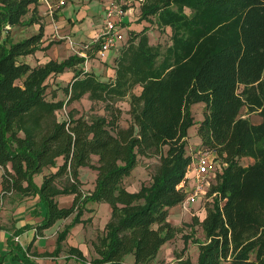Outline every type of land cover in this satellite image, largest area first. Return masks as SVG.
Wrapping results in <instances>:
<instances>
[{
    "label": "trees",
    "instance_id": "obj_1",
    "mask_svg": "<svg viewBox=\"0 0 264 264\" xmlns=\"http://www.w3.org/2000/svg\"><path fill=\"white\" fill-rule=\"evenodd\" d=\"M39 6L40 0H0L3 194L40 197L47 208L40 234L58 220H73L59 233L53 252L20 247L22 262L59 257L70 229L83 221L87 204L97 201L109 203L112 216L94 243V262L123 264L133 254V264H152L181 231L169 215L188 195L186 175L194 160L187 146L196 123L192 105L201 102L206 109L199 127L202 145L221 168L208 187L206 217H194L206 238L198 243L197 261L179 256L172 264H264V0H140L142 28L130 29L115 60V77L108 81L86 71V58L79 54L36 66L23 60L54 44L43 47ZM37 24L34 34L13 35V29ZM148 24L170 28L171 42L152 44ZM69 69L74 75L63 88L67 99L48 98L47 80ZM137 86L140 93L134 92ZM86 95L106 102L110 115L75 118L74 109L69 120L59 118L65 105ZM127 96L131 119L123 127L116 103ZM244 110L263 120L254 123ZM155 156L160 163L151 181L130 189L126 180L139 157ZM246 157L254 162L241 164ZM48 167L58 170L45 174L39 187L34 178ZM84 167L97 172L93 190L82 187ZM60 195H75L72 205L60 207ZM66 259L89 263L74 246Z\"/></svg>",
    "mask_w": 264,
    "mask_h": 264
},
{
    "label": "rangeland",
    "instance_id": "obj_2",
    "mask_svg": "<svg viewBox=\"0 0 264 264\" xmlns=\"http://www.w3.org/2000/svg\"><path fill=\"white\" fill-rule=\"evenodd\" d=\"M49 1H50L49 2L50 5L51 4L53 5L52 10L50 9L49 4L45 0H40V6L44 7L42 9V12L45 15L47 13L46 16L41 15L43 19H41L40 24L46 30L45 36L48 39L45 40V36H44L45 42L54 41L55 44L58 43L56 45L57 50H58V52H57L58 55L54 54L56 57L54 59H56L58 61L64 60V58L67 57V54L72 52V51L74 52V54H79L80 56L82 55L83 57L86 58V61H90V63H91L93 58H95V59L97 58L98 60H96L95 62L98 64L99 63L102 64L103 68L102 67L100 68V66H97V67L93 68V71H95V73L102 80H105V81L111 80L112 75H110V73L108 74V72L110 71V72L114 73V71H116V69H115V60L117 58L116 50H111L108 53V57L106 59H100L97 55L96 56L94 55V53L95 52L97 53V50L99 49V42H97V40L99 39L98 37H99V34L101 33V30L97 34H95V36H93V31H95L96 29L102 28L103 16L100 17V14H101V11L103 9H104L103 11L107 10L106 6H103L104 0H102L98 4V6L96 7L97 10L95 9V7L93 5L91 6V1L93 2L94 0H91V1H87V0H71V1H69V0H66L65 6H62V7H57V3L59 0H49ZM113 1L120 4L121 8L123 7L122 9L125 12V16H124L125 19H123L122 25H123V27H125L123 29V32L125 34V43H127L128 37L130 34V30L128 29V27L131 26V24H133L134 29L140 30L142 28V25H139V22H138V17L140 16V10H139L140 0H131L128 2L127 1H120V0H113ZM44 3L47 5V7ZM111 4H112V1H110L108 3V6H111ZM126 4L129 7L127 10L124 9V6ZM64 7H66V8H64ZM62 9H63V11H62ZM84 11L89 12L86 14L85 19L83 18L84 14H85ZM63 13H66L69 18L62 21V22H64L62 24V27L59 26L62 31L60 32L59 28L55 29L54 27L52 28V30L48 31L47 26L49 25V22H50V24H52V26L53 25L55 26L56 24L54 22L57 23V20L59 19L60 16H62ZM127 15L129 17V19H131L130 21L128 19H126ZM28 17H30V14L28 15ZM99 18H100V20H99ZM89 19H90V21H88ZM148 25L150 27L148 34H149L150 41L152 44H161L162 46L165 47L167 44H169L171 42V40H170L171 29L170 28L162 30L161 28H159L155 25H151V24H148ZM76 27L79 29L78 32H77V29H75ZM24 28H25V30H24ZM39 28H40L39 24L31 26V27H20L17 29H13V35L15 37L21 38L23 36V34L24 35H31V34L38 32ZM66 28H67L68 32L64 30ZM69 32H70V34H73L74 37L78 38L80 40V42H74L72 45V43L69 39V36H68ZM77 33L82 35V37H78ZM91 36H93V38ZM63 42L67 43L69 52H67V51L61 52V49L64 48V45H62ZM59 43H60V45H59ZM57 50H55V51H57ZM49 58L43 59V60H46L44 62H39V60H38L37 61V62H39L38 65L45 64L47 61L50 60ZM24 59H26V58H23V60ZM29 59L32 62V64H35L34 58L31 57ZM51 59H53V58H51ZM87 63L85 62L83 64V67L85 69H87V65H86ZM90 70H92L91 65H90ZM68 80L69 79H63V81L61 82V81H58V78L56 75L50 77L47 80V85H48L47 90L49 93L48 98L52 93L56 94V92L62 90L63 86L67 85ZM61 84H62V86H61ZM54 87H57V89L55 91H54ZM140 91H141V89L139 86H137L134 90V92H136V93H140ZM61 97H63V99H67L65 94H62ZM129 101H130V96H127L123 100H120L116 103V107L120 108L122 111L121 115H120L121 117H120L119 123L123 127L124 126L126 127L127 125H129V122L131 119V115L129 114V110H130ZM88 102H89L88 99L85 98V100L82 101V104L80 103L82 110H80L78 112V110L75 109V111H76L75 112V118H79L83 115L85 117H89L92 114H94V112L101 114V115H107L108 116V115H110V112L112 111V110H108L106 102L93 101L92 104H89ZM92 108H93V110H92ZM205 110L206 109H205L204 103L198 102V103H194L192 105V113H193V116L195 118L196 123L189 130L187 153L192 156L194 162L197 161V157L199 155H202V154L207 152L202 145L201 137L199 135V127H200L201 121L204 119ZM71 111H70L69 107L67 105H65L64 108L61 109V112L59 111V113H60L59 118L61 120L62 119L63 120H69L71 118ZM82 111H83V114L79 115L80 112H82ZM244 114L246 116H248L246 110H244ZM259 117H260V115H259ZM166 149H168V148H166ZM211 154H213V153H211ZM93 157H94V159L98 158L97 155H94ZM213 157H214L213 158L214 160H213L212 172L214 174L216 171L220 170L221 164H220V160H218L216 158L215 154H213ZM253 162H254L253 158L247 157V158L241 159V164H243L245 166L252 164ZM159 163H160V160H159L158 156L150 157V158L139 157V164H138V167L135 171V175H136V179H137L135 186L139 188L141 186V183L143 184L146 182H150L151 181L150 178L155 173V171L157 170ZM93 170L91 168L90 171H87L86 173L82 174V178L84 181L90 180L91 176H93V177L96 176L95 172ZM37 175H39V177L42 178V183H43L44 182V174L41 173V174H37ZM134 178L132 177L131 180H133ZM127 182L129 183V180ZM130 185H134V184H132V182H131ZM84 189H86V188H84ZM85 191H87V189ZM209 199H211V197L208 195V191L206 189L205 194L202 195L199 202L196 203L195 205L191 206L190 212H189L190 214L188 215V217H184V216L181 217L182 222L177 226L181 229V231L176 235V237L174 239H171L164 244V246L160 250L161 253L159 252L160 255L158 253V255L156 257L159 260L155 259L152 262V264H154L155 262L158 264H172L178 260L179 256H182L184 258L189 257L194 262L197 261L198 254H199V244L198 243L205 241L206 238H205V233L203 231L202 226L198 223L194 224L193 222H194V217L198 216L199 212H197V211H199V209H202V208H207L208 203H209L208 202ZM91 202H95V201H91ZM91 202H89V203H91ZM103 203H106V202H103ZM88 204H87V207H88ZM104 205L111 208L109 203H106ZM106 206H102V208L99 207L100 219H101L103 225L105 223L107 224ZM88 209H89V207L87 208L85 213L88 212ZM110 212H111V209H110ZM85 213H84L83 217L85 216ZM90 216L93 218L92 214ZM111 216H112V213H111ZM111 216H110V218H111ZM177 217L180 218V215L178 214ZM198 217L200 218V216H198ZM174 218H175V215H172L173 221H174ZM70 221H71V219H70ZM86 222L87 221L83 220L81 223H86ZM81 223H79V224H81ZM64 228H65V226H64ZM64 228L62 227L60 229L61 231L59 230L58 232H56L55 233L56 236H54V237H57L59 235V233L63 231ZM71 229H70V232H71ZM104 233H105V231L103 232L102 230H100V228L95 227V229L92 231L91 235H88L87 240H88L89 252L86 249V253H87V260L89 263H95L94 260L96 259V257H98V255L94 251V245H92V243H95V241L98 242L99 241L98 237H101ZM187 237H188V241H186ZM65 241L66 240H64L62 243V245H63L62 252H61L62 254L61 253L60 254L63 256V258H62V260L60 259L61 261L67 260L66 258H67V255L69 253V248L71 247L70 245L68 246V244L66 245ZM91 241H92V243H91ZM55 248H56V246L52 249H55ZM131 259H135L133 254H130L127 256L128 262H130ZM71 263L73 264V262H71ZM226 264H230V263L227 262Z\"/></svg>",
    "mask_w": 264,
    "mask_h": 264
},
{
    "label": "crops",
    "instance_id": "obj_3",
    "mask_svg": "<svg viewBox=\"0 0 264 264\" xmlns=\"http://www.w3.org/2000/svg\"><path fill=\"white\" fill-rule=\"evenodd\" d=\"M69 1H71V0H69ZM87 1H91V0H87ZM101 1L102 0H94L93 2L91 1V6L93 5L95 7V9L97 10L96 7L98 6V4ZM110 1L113 2V0H104L103 1V6H106V9L109 7L108 3ZM46 7H47V5H46ZM39 8H40V14L42 16H44L45 14L42 12V9L44 7L39 6ZM64 8H66V7H64ZM63 9H62V11H63ZM103 10L101 11L100 17H102L105 13V11H103ZM84 12H85V14H84L83 18L85 19L86 14L89 12H86V11H84ZM46 15H47V13H46ZM68 18H69L68 15L66 13H63L62 16H60L59 19L57 20V23L54 22L56 24L55 26L54 25L52 26V24H50V22H49V25L47 26V30L48 31L52 30L53 27L55 29H57V28L60 29V27H62V24L64 23L62 21L66 20ZM126 19H128L129 21L131 20V19H129L128 15L126 16ZM99 20H100V18H99ZM88 21H90V19ZM133 26L134 25L131 24V26H129L128 29L129 30L134 29ZM75 29H77V32L79 31V29L77 27ZM101 29L102 28H99V29H96L95 31H93V36H95V34H97ZM64 30L68 32L67 28ZM59 31L61 32L62 30L60 29ZM45 34H46V30H45ZM77 34H78L77 35L78 37H82V35H80L79 33H77ZM68 36H69V39L72 43L80 42V40L78 38L74 37L73 34H70V32H69ZM93 36H91V37L93 38ZM47 39L48 38L45 36V40H47ZM45 40L43 43V47L47 46L49 43V41L45 42ZM57 44L58 43H56V44L54 43L47 50H39L35 54L25 57L26 59H24V60L32 64V62L29 59L32 57V58H34V62H35V64H32V65L36 66L39 64V62L46 61V60H43L45 58L50 57L49 59H51V58L54 59V58H56L54 54H57V52H58L57 47H56ZM59 45H60V43H59ZM62 45H64V48L61 49V52L62 51L63 52L64 51L69 52L67 43L63 42ZM55 50H57V51H55ZM72 54H74L73 51L68 53L67 57L71 56ZM119 54L120 53H118L117 56H119ZM94 55L96 56V52L94 53ZM67 57H65V58H67ZM38 60H39V62H37ZM96 60H98V59L93 58L91 63H90V61H86V63L88 62L86 64L87 69H85V68L84 69L86 71L95 73V71H93L94 67L100 66V68L101 67L103 68L102 64H100V63L98 64L95 62ZM90 65L92 66V70H90ZM109 73H110V75H112L111 76V79H112L115 77L116 71H114V73L109 71L108 74ZM73 75H74V70L69 69V70H66L63 74L56 75V76L58 78V81H61V82L63 81V79H69L68 83H67V85H68L69 82L71 81V79L73 78ZM62 84H61V86H62ZM67 85L63 86V88L66 87ZM56 89H57V87H54V91ZM56 94L52 93L49 96V98L53 99L55 101L63 99V97H61V95L64 94V90L62 89V90L56 92ZM85 98L88 99L89 104H92L93 101H91L89 99V95H86L81 100L75 101V102L67 105L69 107L70 111L76 109L79 112L80 110H82L81 104H82V101L85 100ZM81 114H83V111L80 112L79 115H81ZM247 115L251 118V120L254 123H260L263 120L262 117L261 116L259 117L258 114H247ZM126 127H128V125ZM96 159H98V158H96ZM62 164H63V159L60 158L58 160V165L60 166ZM58 167H48L44 170L43 174L45 175V174L55 173V172H57ZM136 169L134 170V173H132V175L127 179V180H129V183H127V180H126V183L130 189L138 191L141 186L139 188L135 186L136 180H137L136 175H135ZM90 170H91V168L89 169V167H84L81 169V176L80 177H81V180L83 182L82 187H83V189L86 188L87 191L93 190L95 188V179L97 177V172L92 169L95 172L96 176L95 177L91 176L90 180L84 181L82 178V174L86 173L87 171H90ZM3 175H4V169L0 166V255L3 256V261H4L3 264H24L21 260L22 252L20 251V247L24 251L27 250L28 252H31V253H33V252H38V253L53 252L55 249H52V248L57 246V238H58V236L54 237V236H56L55 233L58 232L62 227L64 228V226H66L67 224H70L72 222L73 216L66 218V219L58 220L53 226L46 228L43 231V233L40 234L38 232V228L44 222V218H45V215L47 212L46 206L43 204V202L41 201V199L38 195L22 196L18 192H14L12 194H5L4 195L3 194V185H2ZM192 176H193V173L191 174V178H190V180H188V183L194 185L196 183V180ZM132 177L133 178L135 177V178L133 180H131ZM34 181L36 182V184L39 187L42 186V184H43L42 178L39 177V175L35 176ZM131 182L134 185H130ZM141 185H142V183H141ZM86 189H84V190H86ZM74 197H75V195H60V196H58L57 201L59 203V206L60 207H70L74 201ZM104 204H106V203L97 202V201L89 203L88 204V207H89L88 212H86L85 216L82 217L83 220L87 221V222L75 225L71 229V232L69 233V235L65 241V244L66 245L68 244V246L70 245V246L80 248L83 251V253L86 255V257H87L86 249L89 252V248H88L89 246H88V240H87L88 235H91V233L95 229V227L100 228V230H102L103 232L105 231V227L107 224L106 223H105L106 225L102 224V221L100 219V214H99V207L102 208V206H106ZM109 208L110 207L106 206V211H107L106 221H107V223L109 222V219H111L110 216L112 213V211L110 212L111 208L110 209ZM197 212H199L198 216H200L201 220H203L206 217V214H207L206 209L202 208V209H199V211H197ZM91 214H92L93 218L90 216ZM178 214L180 215V218L177 217ZM189 214H190L189 212H186L183 210L181 205H176L170 209L169 221L173 225L178 226L182 222L181 217H183V216L188 217ZM172 215H175L174 221L172 219ZM70 219H71V221H70ZM16 236L19 237V241L15 240ZM91 243H92V241H91ZM92 245H94V243H92ZM94 251H95V247H94ZM95 253H96V251H95ZM160 253H161V251H160ZM160 253H159V255H160ZM61 254L59 257L33 256V259L36 260L40 264H72L71 262H73V264H78V262L75 261V259H69L68 261L67 260L61 261L63 258V256ZM68 255H69V253H68ZM15 256H17L18 258H16ZM125 259L126 260L123 262V264H133L134 263V259H131L130 262L127 261V256ZM156 260H159V259L156 258ZM154 264H158V263L155 262Z\"/></svg>",
    "mask_w": 264,
    "mask_h": 264
},
{
    "label": "built area",
    "instance_id": "obj_4",
    "mask_svg": "<svg viewBox=\"0 0 264 264\" xmlns=\"http://www.w3.org/2000/svg\"><path fill=\"white\" fill-rule=\"evenodd\" d=\"M45 1L49 4L50 9L52 10L53 5H50V1ZM65 4L66 0H59L57 7L65 6ZM122 8L120 4L113 1L111 6L107 8L103 15V25L101 33L98 37L99 39L97 40V42H99V49L96 53L100 59H106L108 57V53L111 50H116L118 55L125 44H127L125 43V34L123 32L124 27L122 25L123 19H125V12ZM213 158L214 157L211 152H206L202 155H199L197 157V161H195L189 168L186 177L188 180H190L191 174L193 173L192 177L196 180V183L194 185L189 183L186 185V191L188 192V195L181 204L185 211L190 212L191 206L199 202L202 195L205 194L206 189L208 191V187L210 186L211 180L214 177L212 172ZM15 240L19 241V237L16 236Z\"/></svg>",
    "mask_w": 264,
    "mask_h": 264
}]
</instances>
